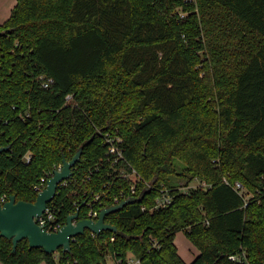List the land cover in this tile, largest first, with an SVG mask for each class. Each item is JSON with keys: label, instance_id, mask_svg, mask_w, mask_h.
Segmentation results:
<instances>
[{"label": "trees", "instance_id": "trees-1", "mask_svg": "<svg viewBox=\"0 0 264 264\" xmlns=\"http://www.w3.org/2000/svg\"><path fill=\"white\" fill-rule=\"evenodd\" d=\"M217 70L228 79L214 89ZM41 76L53 84L42 88ZM207 93L218 98L216 118ZM107 133L122 137L147 184L201 185L151 211L158 192L139 183L133 201L105 218L117 231L86 230L71 253L26 240L12 251L0 236L1 264H126L129 254L141 264H235L228 257L241 251L247 264H264V0H16L0 25V199L34 202L33 185L79 148L76 168H93ZM75 189L57 188L47 204L61 222L84 199ZM178 232L198 250L190 263Z\"/></svg>", "mask_w": 264, "mask_h": 264}, {"label": "built area", "instance_id": "built-area-1", "mask_svg": "<svg viewBox=\"0 0 264 264\" xmlns=\"http://www.w3.org/2000/svg\"><path fill=\"white\" fill-rule=\"evenodd\" d=\"M184 1L186 3H192L195 0ZM39 82L41 87L45 89L49 88L53 84V80L51 78L43 76L39 77ZM72 98L73 96L71 94L67 95L65 98L66 102H70ZM103 138L107 149L104 152L100 162L84 173L82 170L77 169L75 165L72 167L71 176L58 185V188H67L68 186L76 187L73 194L79 199L84 198L80 205H78V199L73 203V211L70 215L74 214L75 211L80 208L78 218L72 221L73 224L80 219H90L92 221H96L101 209L118 205L122 201L126 200L130 203L135 198L137 185L139 183H144L146 187L150 189H156L158 192V196L150 208L151 211H158L169 207L174 203L175 197L178 195V193H186L189 188H196L201 185L200 183L194 181L196 183L192 182L188 186H179L173 189L166 188L163 185L155 188L154 186L144 182L138 171L124 157L121 148L123 139L120 135H112L107 133L104 134ZM25 159L28 161V156H26ZM61 166L62 163L57 165V167H54L52 171H49L44 176L39 178L38 182L32 187L33 191L36 194H39L45 188L47 180L53 175V171H60ZM102 169H105L108 172V178L104 183H102L101 187L90 191L80 190L81 183L89 181L94 173H98ZM261 179L264 181V174L261 176ZM236 189L242 190L241 184L237 183ZM253 197L254 195H251V197L248 196L247 200ZM257 197L264 198V186L258 191ZM5 201V197L0 199L1 203ZM81 210H85V215L83 218H80ZM141 210L145 211V207L141 206ZM34 221L41 229L49 233H55L59 231L66 223V220L61 222L55 217L54 209L51 207H46L44 213L41 216L35 218ZM207 224L208 222L205 221V225ZM91 234L95 235L93 233ZM113 239L114 238L112 237V240ZM73 241H75V238H71V242ZM159 248L160 245L158 241L151 238L150 249L157 250ZM228 260L235 264H247L246 256L243 251H241L239 254L229 256ZM121 262V259H117L115 264H121ZM125 262L126 264H141L140 259L134 257L132 254L128 255Z\"/></svg>", "mask_w": 264, "mask_h": 264}, {"label": "water", "instance_id": "water-1", "mask_svg": "<svg viewBox=\"0 0 264 264\" xmlns=\"http://www.w3.org/2000/svg\"><path fill=\"white\" fill-rule=\"evenodd\" d=\"M6 150L7 147L0 148V154ZM81 155L82 148H79L69 161L63 159L60 171H53V175L47 180L45 188L37 194L34 202L16 200L15 195H11L5 202H0V236L11 240L12 251H15L18 242L26 240L30 249H41L47 254L58 249L63 253H71V238L83 235L86 230L95 235L105 231H117L115 226L105 222V218L128 204L127 200L101 209L96 221L80 219L73 224L72 221L78 218V208L55 233L44 231L34 221L54 199L58 185L71 176L72 167L80 161Z\"/></svg>", "mask_w": 264, "mask_h": 264}, {"label": "rangeland", "instance_id": "rangeland-1", "mask_svg": "<svg viewBox=\"0 0 264 264\" xmlns=\"http://www.w3.org/2000/svg\"><path fill=\"white\" fill-rule=\"evenodd\" d=\"M13 2V0H0V19L3 18L2 20H4L7 11H8V7L10 6V4ZM8 18V17H7ZM7 18L2 22H0V25L3 24ZM202 59L204 60V58L202 57ZM209 66H212L213 63H210L208 60H206ZM202 63V64H201ZM196 68L199 69L200 75H199V79H203V74H204V63L201 62ZM228 77H224V72H221L219 70H217V77L214 79L215 82L216 81H221V82H227ZM211 82V85L214 86V89L217 85V82ZM216 84V85H215ZM217 87H219V85H217ZM204 101L209 105V107L206 108V111L209 113L211 118H216L217 113H214V111L217 110V103H218V98L214 97L213 95H209L208 93L204 96ZM203 114V113H202ZM214 115V116H213ZM217 132H222V125L221 122L219 120H217ZM178 163V167L180 168L182 166V164H179L180 162L177 160L176 161ZM196 183V182H193ZM174 244L177 248V252L179 254V256L183 259L184 262L186 263H190L192 260H194V258L198 255V250L190 243V241L188 240V238L185 236V234L183 232H178L175 235L174 238ZM130 255V254H129ZM108 264H112L111 262L108 261Z\"/></svg>", "mask_w": 264, "mask_h": 264}, {"label": "crops", "instance_id": "crops-1", "mask_svg": "<svg viewBox=\"0 0 264 264\" xmlns=\"http://www.w3.org/2000/svg\"><path fill=\"white\" fill-rule=\"evenodd\" d=\"M15 3H16V0H13V2L10 4V6L8 7V11H7V14H6V16H5V18H4V20L7 18V17H9V15H10V11H11V9L14 7V5H15ZM3 18H1L0 19V22L2 21H4V20H2ZM1 264V263H0ZM40 264H45L44 262H42V263H40Z\"/></svg>", "mask_w": 264, "mask_h": 264}]
</instances>
